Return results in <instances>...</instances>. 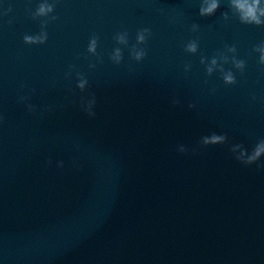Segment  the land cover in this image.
<instances>
[{"label":"water","instance_id":"water-1","mask_svg":"<svg viewBox=\"0 0 264 264\" xmlns=\"http://www.w3.org/2000/svg\"><path fill=\"white\" fill-rule=\"evenodd\" d=\"M42 2L0 0V264H264V156L230 151L264 140V25L229 0L212 16L202 0H47L34 19ZM213 133L227 142L202 146Z\"/></svg>","mask_w":264,"mask_h":264},{"label":"clouds","instance_id":"clouds-1","mask_svg":"<svg viewBox=\"0 0 264 264\" xmlns=\"http://www.w3.org/2000/svg\"><path fill=\"white\" fill-rule=\"evenodd\" d=\"M229 6L233 10V12L238 16L240 22L242 24H248V25H256L261 26L264 25V0H229ZM220 7V0H202L200 8H199V14L200 16H212L214 15L218 8ZM11 11V9H9ZM54 11V5L47 2V0H44V2L40 3L38 7L36 8L35 12L32 14L33 18L38 17H47L49 14H51ZM223 17L225 20L228 19L227 13L223 14ZM52 20H55L56 17L52 16ZM11 23V21H9ZM47 27L46 22L41 25V31L37 35H28L25 34L23 36V41L25 44L28 45H37V44H44L48 39L47 31L45 30ZM198 28V25H193V31H195ZM150 35V30L145 28L141 31H139L136 35V41L137 44H144L146 41V36ZM97 37L93 36L88 44L87 52L91 55L97 54ZM117 43L126 45L128 43L127 39V33H118L115 37ZM198 45L195 41L189 42L186 47L185 51L188 53L195 54L197 52ZM231 52H235V47H230L228 49ZM256 52H258L259 55V63L261 65H264V44L260 45L255 49ZM146 55V52L143 48H137L133 47L131 50V56L132 58L139 62L144 59ZM122 51L121 48L117 47L113 50L110 59L114 64H120L122 61ZM201 63H205V59L201 58ZM233 63L235 68L238 70H243L245 67V63L243 60H237L233 58ZM217 65V60L213 58L211 60V65L207 66L206 71L208 75H211L214 67ZM74 68V66H71ZM90 68H94V64L89 65ZM190 69V65L185 66V71H188ZM223 71V69H221ZM71 75V72L66 74V78ZM78 83L77 87L83 91L85 90L88 81L85 78V76L81 73H77ZM223 80L226 85H232L236 83L235 76L231 71L225 73L223 75ZM22 100L25 99L24 97L21 98ZM95 97H92L91 99L87 100L85 103L82 104L84 107V110L88 113V115L94 116L95 113L92 111L93 106L95 105ZM29 110H32L33 106L28 105ZM190 107H192L190 105ZM227 142L226 135H218L216 133H213L209 136L202 137L201 139V145L202 146H209V145H218V144H224ZM237 150H239L237 152ZM178 151L181 153H185L188 151L186 147L183 145L178 147ZM230 151L235 155V158L245 165H251L256 163L262 156H264V140L259 141L256 146L253 148L251 153L247 151L241 144H235L231 146ZM260 167H264V165H260Z\"/></svg>","mask_w":264,"mask_h":264}]
</instances>
